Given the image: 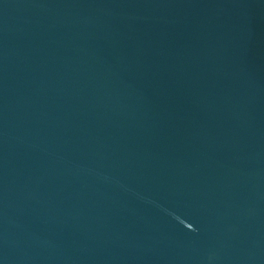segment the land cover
I'll return each mask as SVG.
<instances>
[{
	"label": "water",
	"instance_id": "1",
	"mask_svg": "<svg viewBox=\"0 0 264 264\" xmlns=\"http://www.w3.org/2000/svg\"><path fill=\"white\" fill-rule=\"evenodd\" d=\"M0 264H264V0H0Z\"/></svg>",
	"mask_w": 264,
	"mask_h": 264
}]
</instances>
